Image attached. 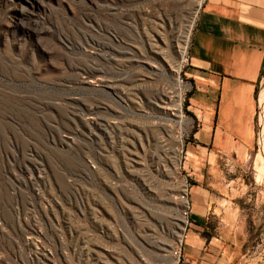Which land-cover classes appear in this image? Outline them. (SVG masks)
Here are the masks:
<instances>
[{
  "label": "rangeland",
  "instance_id": "1",
  "mask_svg": "<svg viewBox=\"0 0 264 264\" xmlns=\"http://www.w3.org/2000/svg\"><path fill=\"white\" fill-rule=\"evenodd\" d=\"M204 1L0 0V222L7 231H0V264H172L181 134L184 150L196 151L183 161L197 174L192 186L207 181L209 233L231 264H264V63L246 151L208 163L198 139L189 138L199 129L194 107L183 108L192 128L167 117L164 156L156 144L154 103L163 95L170 110L178 103L181 55L185 48L189 54ZM90 132L114 149L120 171L129 170L134 154L143 156L147 143L156 151L150 166L159 164L157 155L166 165L161 190L153 182L148 222L137 224L141 235L130 245L96 235L99 224L108 225L103 215L119 221L113 203L105 202L97 223L78 201L81 144Z\"/></svg>",
  "mask_w": 264,
  "mask_h": 264
},
{
  "label": "crops",
  "instance_id": "2",
  "mask_svg": "<svg viewBox=\"0 0 264 264\" xmlns=\"http://www.w3.org/2000/svg\"><path fill=\"white\" fill-rule=\"evenodd\" d=\"M186 74L199 122L201 156L234 158L254 140L256 93L264 63V0H205L189 47ZM196 152L194 148L189 156ZM195 173L192 172V175ZM194 176H197L194 175ZM207 181L193 184L192 227L180 264H231L207 228L210 197Z\"/></svg>",
  "mask_w": 264,
  "mask_h": 264
},
{
  "label": "built area",
  "instance_id": "3",
  "mask_svg": "<svg viewBox=\"0 0 264 264\" xmlns=\"http://www.w3.org/2000/svg\"><path fill=\"white\" fill-rule=\"evenodd\" d=\"M181 67L185 68V73L183 77L180 75V71L177 73L176 82L180 89L174 95L178 100L179 110H177V104L173 107L174 109H169L166 107L167 103L163 99H167V95L157 97L156 103H154L155 108L158 109L159 114H155L153 117L155 119L154 125L158 130V137L156 138V144L158 146L159 152L164 156V146L161 141L163 137L164 125L168 119L167 117L174 116L178 120L176 123L181 125H188L190 128L193 127L195 121L194 118H189L183 108L186 110H191L194 105L190 102L189 94L194 88L193 83L186 74V69L190 64V57L186 50L185 55H181ZM160 113H163L160 116ZM148 119L152 118L150 113L146 112ZM92 119V118H91ZM88 120V119H87ZM94 120V119H92ZM196 120L198 121L197 117ZM174 122V119L173 121ZM151 127V126H148ZM164 130V131H163ZM150 132V129L148 130ZM197 131L193 132L191 137L186 135L185 139L192 138L195 143H197L196 137ZM145 140L148 141L147 134ZM182 134L180 135V145L176 148V153L178 154L177 163V174L173 179V185L176 188V193L173 196L175 201V218L173 225L177 231L176 240L174 241L172 247L169 250V257L172 264H180L182 261V251L185 242L188 239L190 229H191V208L192 202L190 199L191 195V180L192 172L185 171L183 167V161L188 156V151L184 150L182 142ZM143 146V145H142ZM81 180L80 189L82 206L84 208L86 216L90 214L92 218H97L98 215H102L103 207L106 201H110L116 206L118 222L111 223L109 220L105 219L104 215L102 220L106 228L102 227L101 224L97 226L96 235L99 237H106L107 239H116V241H121L123 244L126 242L128 245L131 244V239L134 235L140 236L141 229L137 227L138 223L146 224L148 222V216L150 214V207L148 201H151V195L156 194L155 189H153V182L158 183L159 190L164 186V178L166 175V165L162 163V159L159 155L156 157L159 160V164L156 163L154 169L150 166L151 160V145L147 143L146 148H142V155L138 157L133 155L126 163L129 170L120 171V160L115 156L114 149L108 150L104 144L101 142L99 135L95 132H90L88 135H84V139L81 144ZM225 161H229V158L223 156ZM125 163V162H124ZM136 164L137 168L134 169L133 165ZM42 165L38 163L36 169L38 171V177L44 179L45 171L40 168ZM155 173V177L153 176ZM163 193L164 197L167 196L166 192ZM162 201L164 199H158ZM119 202V206L117 202ZM106 222H105V221ZM99 222L98 220H94ZM140 224V225H142ZM1 235L7 234L4 223L0 222ZM33 233L40 236L41 233L38 229L34 230ZM143 236H146L143 234ZM24 241L31 242L33 246L36 245L38 240L32 236L27 235L24 237Z\"/></svg>",
  "mask_w": 264,
  "mask_h": 264
},
{
  "label": "bare ground",
  "instance_id": "4",
  "mask_svg": "<svg viewBox=\"0 0 264 264\" xmlns=\"http://www.w3.org/2000/svg\"><path fill=\"white\" fill-rule=\"evenodd\" d=\"M186 50H187V48L184 49L183 54H182L183 56L185 55ZM176 106H177V110H179V106H178V104H177Z\"/></svg>",
  "mask_w": 264,
  "mask_h": 264
}]
</instances>
